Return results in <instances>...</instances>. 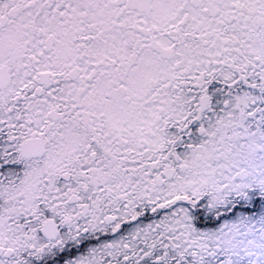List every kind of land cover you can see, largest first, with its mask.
<instances>
[{
  "label": "snow or ice",
  "instance_id": "obj_1",
  "mask_svg": "<svg viewBox=\"0 0 264 264\" xmlns=\"http://www.w3.org/2000/svg\"><path fill=\"white\" fill-rule=\"evenodd\" d=\"M0 264H264V0H0Z\"/></svg>",
  "mask_w": 264,
  "mask_h": 264
}]
</instances>
